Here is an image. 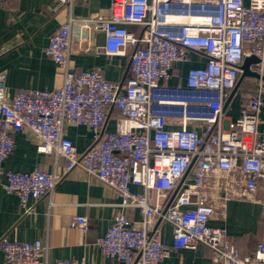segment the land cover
Segmentation results:
<instances>
[{
    "label": "built area",
    "instance_id": "2783aa9c",
    "mask_svg": "<svg viewBox=\"0 0 264 264\" xmlns=\"http://www.w3.org/2000/svg\"><path fill=\"white\" fill-rule=\"evenodd\" d=\"M15 0H0L13 2ZM72 0H56L57 6ZM129 25L139 27L138 31ZM105 35L104 44L97 35ZM130 54L124 83L105 78L100 68L76 69L73 54ZM205 65L189 69L184 84H171L190 52ZM46 53L56 62L62 84L52 90H7L0 72V175L3 187L26 207L48 196L71 171L81 170L114 188L121 210L96 244L103 255L123 264H163L170 248L162 223L173 229V245L211 250L215 264H264V240L243 254L214 218L232 184L239 198L256 201L264 216V129L259 128L264 81L241 101L230 119L224 105L236 87L245 57L264 76V0H112L104 17L70 15L50 37ZM120 112L116 130L103 133L108 110ZM69 124L93 132L95 143L80 153L67 136ZM29 130L40 153L64 159L52 170H6L15 134ZM143 188L132 191L131 185ZM139 209L133 224L127 210ZM72 228L86 234L89 220L73 216ZM4 264H86L83 259L49 261L50 245L39 239L0 240Z\"/></svg>",
    "mask_w": 264,
    "mask_h": 264
},
{
    "label": "crops",
    "instance_id": "0c3cea01",
    "mask_svg": "<svg viewBox=\"0 0 264 264\" xmlns=\"http://www.w3.org/2000/svg\"><path fill=\"white\" fill-rule=\"evenodd\" d=\"M112 0H72L57 6L56 0H15L0 2V72L7 76V90L14 94L22 89H55L62 84V75L56 62L46 53L50 37L70 16L85 18L91 14L108 16ZM138 31L135 25L128 26ZM97 43L104 44L105 35H97ZM108 56L106 54H73L71 64L76 69L100 68L106 79L124 83L130 75V54ZM206 58L198 51L190 52V60L178 66L171 84H184L192 67H202ZM253 79L256 87L258 79ZM241 86V85H240ZM238 88L236 94L241 90ZM254 91V89H253ZM241 92L233 97L225 114L235 119L240 114V105L245 95ZM120 122V112L116 108L108 110L103 124V133L116 130ZM259 128L264 129V104L260 112ZM67 136L72 139L80 153L94 143L91 130L82 125L69 124ZM64 164V159L38 151L31 131L23 130L15 134V148L7 157L6 170L29 172L36 167L52 170ZM5 176L0 175V240L4 236L21 241L41 240L50 245L49 261L57 259H85L86 264H123L103 255L96 239L106 233L115 216L122 209L117 191L102 183L95 176L81 170H73L56 186L51 200L43 196L30 200L26 207L18 196L6 192L3 187ZM132 191L141 193L143 188L131 185ZM132 223L142 220L139 209L127 210ZM85 215L89 220V230L83 234L70 226L73 216ZM211 225L226 228L229 238L243 254L252 253L257 243L264 240V216L258 202L233 195L225 201ZM162 237L170 248L169 256L163 264H215L211 250L198 244L195 248H177L173 245V229L162 223ZM0 264H4V254L0 248Z\"/></svg>",
    "mask_w": 264,
    "mask_h": 264
},
{
    "label": "water",
    "instance_id": "95a60500",
    "mask_svg": "<svg viewBox=\"0 0 264 264\" xmlns=\"http://www.w3.org/2000/svg\"><path fill=\"white\" fill-rule=\"evenodd\" d=\"M259 62H260L259 58L255 55L245 57L244 62L241 66L242 72H241L240 77L238 79L237 85L230 92V94H229V96L225 102L224 109L227 108V106L229 105V103L231 102L233 97L235 96V94H236L239 86L241 85L242 81L244 80V78L252 77V78H256V79H262L264 81V76H261V74L259 72H257L256 70H253L251 68V66L253 64H257Z\"/></svg>",
    "mask_w": 264,
    "mask_h": 264
},
{
    "label": "rangeland",
    "instance_id": "374dc122",
    "mask_svg": "<svg viewBox=\"0 0 264 264\" xmlns=\"http://www.w3.org/2000/svg\"><path fill=\"white\" fill-rule=\"evenodd\" d=\"M253 79H251V78H244V80L242 81V83H241V86H240V88H241V90L238 92V95H240L241 96V92L242 91H244V93L246 94V92L248 91V92H252L253 91V89L255 88L254 86H253ZM237 95V94H236ZM237 95V96H238ZM232 190H234V193H236V194H232V193H230L229 195H233V196H236V197H238V193L240 192V185L238 184V183H236V184H232Z\"/></svg>",
    "mask_w": 264,
    "mask_h": 264
}]
</instances>
